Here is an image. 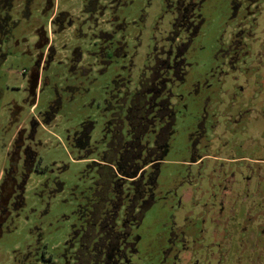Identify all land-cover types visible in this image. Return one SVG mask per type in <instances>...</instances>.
Segmentation results:
<instances>
[{
    "label": "flooded vegetation",
    "instance_id": "flooded-vegetation-1",
    "mask_svg": "<svg viewBox=\"0 0 264 264\" xmlns=\"http://www.w3.org/2000/svg\"><path fill=\"white\" fill-rule=\"evenodd\" d=\"M18 1L0 0V16L14 3L21 8ZM130 1L104 0V6L99 5V0L84 1L86 13L94 18L97 14L106 15L107 18H100V21L110 22V28L114 29L111 31L108 27L109 30L101 33L103 47L95 54L101 72L113 67L105 82L102 104L96 102L100 117L107 109L106 104L114 101L112 94L120 91L130 94L124 109L118 110L120 108L115 104V111H109V115L116 116L113 119L118 123V131L115 126L110 128L107 118L103 117L100 137L105 142L101 151L110 155L106 143L123 142L118 133L124 132L128 137L126 146H141L137 154L130 153L128 158L145 162L136 174L138 186L143 187L144 199L150 204L157 199L165 203L170 200L169 206L174 211L184 208L186 202L194 206L184 208L177 218L174 215L169 218L163 245L155 255L147 249L140 252L141 237L134 234L129 247L131 263L264 264V75L257 72L263 65L264 48L258 56L249 53V39L243 33L244 29L238 28L231 34L221 62L217 63L215 59L204 75H191L193 63L187 53L204 22L201 9L205 0H159L155 19L158 21L154 22V27L141 30L138 14L132 22V31L126 33V18L121 20L115 12ZM152 1L150 5L154 4ZM245 1L254 5L256 11V0ZM241 3L242 0L233 2L229 14L238 13ZM61 17L55 14L53 22L59 23ZM116 30L120 32L116 34ZM128 45L129 58L119 59L118 56L128 54ZM263 45L264 42L260 47ZM140 48L143 54H139ZM140 56L142 62L138 65L135 60ZM118 60L121 63L114 65ZM256 60L257 64L260 61V67L253 74L244 76L248 88L244 90L238 83L242 77L239 72L241 69L248 71L251 62ZM76 63L72 58L70 71L73 73ZM74 81L75 85L68 89L75 93L88 90L82 84L84 81ZM61 102L62 98L56 93L40 113L42 122L48 123L54 118ZM189 107L194 108V113H187L191 115L187 124L188 154L178 160L180 169L174 171L177 176L171 185L158 189L160 166L170 150L177 117L182 120ZM32 121L34 134L36 126ZM68 138L83 154L88 153L96 141L88 126L75 129ZM30 144L21 145L17 159L15 155L8 157L12 159L11 169L7 166L1 175L0 200L4 204L6 197L9 199L6 209L1 205L5 218L0 231L9 230L13 216L18 214L11 210L10 203L12 197L20 194L24 199L22 178L39 168L37 154L32 149L33 140ZM22 151H25L24 155ZM112 157L122 159L120 154ZM53 185L60 186L56 181ZM45 186L47 189V183ZM21 197H17L12 207L22 204ZM137 227L136 224L134 228ZM81 246L78 237H68L63 244V263L80 264L81 258L87 256ZM90 255L102 257L106 252L92 249L89 258ZM117 263L122 264L119 260ZM123 264H129V260Z\"/></svg>",
    "mask_w": 264,
    "mask_h": 264
},
{
    "label": "rangeland",
    "instance_id": "rangeland-1",
    "mask_svg": "<svg viewBox=\"0 0 264 264\" xmlns=\"http://www.w3.org/2000/svg\"><path fill=\"white\" fill-rule=\"evenodd\" d=\"M84 1L19 0L21 8L12 3V7L0 16V178L16 141L25 147L31 146L33 140L32 149L37 154L39 166L22 178L25 180L24 204L13 216L9 230L0 231V264H64L61 259L63 244L76 220L75 209L80 202L81 189L89 184L80 173L90 160L71 145L68 136L88 117L94 121L92 138H98L104 119L99 115L96 102L102 104L105 82L113 70L110 67L107 72H101L95 58L103 47L101 33L109 30L111 24L100 21V18H107L106 15L97 14L95 20L86 13ZM158 1L154 0L151 6L152 0H131L117 8L115 16L121 20L124 17L128 22L124 32L132 31V22L138 14L141 30L153 28L158 21L155 20ZM237 1L241 0H205L202 3L204 22L187 53L193 63L191 75L206 74L215 59L220 63L231 34L238 28L244 29L249 39V53L258 56L264 48V45L260 47L264 42V0H256V11L254 5L242 0L238 13L229 14L232 3ZM105 4L104 0H99V5ZM55 14L62 15L59 23L53 22ZM143 33L146 35L145 31ZM127 48L128 54L118 56L119 59L129 58L130 46ZM138 51L143 54L141 48ZM72 58L77 61L74 73L70 71ZM262 58L261 67L256 60L251 62L248 71L241 69L239 72L242 77L238 83L244 90L248 89L244 76L253 74L259 67L261 70L257 72L264 75V56ZM135 62L140 65L141 56ZM120 63L118 60L113 64ZM34 79L37 81L33 85ZM74 79L84 81L82 84L88 90L75 93L68 89L75 85ZM56 93L62 102L54 118L44 123L40 113ZM188 112L194 113V108L184 111L182 120L177 117L170 150L160 166L158 189L171 185L177 176L174 171L180 169L178 160L188 154L187 124L191 117ZM31 121L36 126L33 139L29 135ZM54 181L60 186L53 185ZM170 203V200L165 203L157 199L144 211L141 223L134 230V234L141 237L140 252L147 249L155 255L163 245L169 218L173 215L177 218L186 207L194 208L186 202L184 208L174 211Z\"/></svg>",
    "mask_w": 264,
    "mask_h": 264
},
{
    "label": "trees",
    "instance_id": "trees-1",
    "mask_svg": "<svg viewBox=\"0 0 264 264\" xmlns=\"http://www.w3.org/2000/svg\"><path fill=\"white\" fill-rule=\"evenodd\" d=\"M35 81L37 79H34L33 85ZM115 95H111V100L114 101L106 104L107 109L103 112V117L107 118L106 123L110 128L115 126L118 131V123L113 119L116 116L109 115V111H115V104H118V110L124 109L130 94L120 91ZM119 113L120 111L116 114ZM93 125L94 121L87 117L80 128L88 126L92 132ZM100 134L101 131L92 149L84 154L90 160L81 171L80 177L88 180L89 184L83 187L79 194L80 202L75 209L76 220L71 225L68 237H78L83 244L81 250L87 252V256L81 258L80 264H104V261L106 264H118V260L122 264L129 260V264H132L129 247L131 237H134V227L136 224L139 226L144 211L150 206L149 201L144 199L143 187L138 186L136 177L145 162L128 158L130 153L137 154L141 146H126L128 137L124 132L121 135L118 133L123 142L106 143L105 146L111 154L104 155L101 149L105 141L101 139ZM119 154L122 157L120 160L112 157ZM92 249H103L106 256L90 255L89 258L88 253Z\"/></svg>",
    "mask_w": 264,
    "mask_h": 264
},
{
    "label": "water",
    "instance_id": "water-1",
    "mask_svg": "<svg viewBox=\"0 0 264 264\" xmlns=\"http://www.w3.org/2000/svg\"><path fill=\"white\" fill-rule=\"evenodd\" d=\"M29 133H30V138L31 139H33V128L31 127V125H30V129H29ZM32 133V134H31ZM21 145L22 144H18V142L16 141L15 143H14V145L12 146V150L10 151V153L8 154V156H11V155H15L16 156V159L18 158V156H17V152H18V150L20 149V147H21ZM24 152L25 151H22V154L24 155ZM8 161H9V165H8V169H11V161H12V159L11 160H9L8 159ZM28 176V173L25 175V178ZM21 183V185L23 186L24 185V183H25V180L24 179H22V181L20 182ZM22 191V190H21ZM21 193V192H20ZM21 195V194H20ZM20 195H18V196H14V197H12V199H13V201L10 203V206H11V210H13V211H17L18 210V208H21L22 206H23V204H24V199L20 196ZM17 197H21V199H22V204H20L18 207H12V205H14V203L16 202V200L18 199ZM1 199V198H0ZM8 197H6V199H5V201H4V204H3V202H2V200H0V225H1V223H2V220L5 218V216L4 217H2V208H1V205L3 204V207L6 209V204H7V202H8ZM11 199V198H10ZM9 211V210H8Z\"/></svg>",
    "mask_w": 264,
    "mask_h": 264
}]
</instances>
